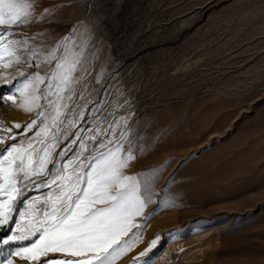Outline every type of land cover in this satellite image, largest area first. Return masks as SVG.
<instances>
[{"label": "rangeland", "instance_id": "374dc122", "mask_svg": "<svg viewBox=\"0 0 264 264\" xmlns=\"http://www.w3.org/2000/svg\"><path fill=\"white\" fill-rule=\"evenodd\" d=\"M34 13L30 23L12 27L9 39L28 40L21 61L33 50L36 57L0 63V125L11 130L0 129V137L15 136L0 150L29 149L41 126L24 127L41 111L21 108L25 78L45 77L38 85L43 97L56 64L42 62L51 50L70 37L82 55L63 99L40 100L49 134L31 140L33 158L55 142L52 162L19 185L24 194L14 221L0 228V242L30 219L19 216L28 203L37 201L40 214L47 209L51 189L42 185L57 166L74 162L71 174L123 144L135 156L124 174L142 191L147 182L151 202L133 221L144 226L121 238L129 247L115 264H264V0H34ZM57 103L62 114L53 127ZM13 264L43 258L16 256Z\"/></svg>", "mask_w": 264, "mask_h": 264}, {"label": "snow or ice", "instance_id": "6c2138e0", "mask_svg": "<svg viewBox=\"0 0 264 264\" xmlns=\"http://www.w3.org/2000/svg\"><path fill=\"white\" fill-rule=\"evenodd\" d=\"M34 14V0H0V63L4 67L11 63L30 64L36 57L37 52L33 50L28 60L21 61L18 53L27 51L28 40L9 39L15 35L11 31L12 27L30 23ZM3 28H7V31ZM72 43L70 37L63 38L42 61L45 64L56 61L55 68L48 77V89L43 97L38 94V85L44 83L45 77L39 72L26 77L18 89L25 101L21 105L22 110L41 109L36 119L24 127L30 130L37 121H41V126L34 137L27 141L31 150L18 147L17 144L0 150V228L6 229V226L14 221V213L19 207L17 197L24 194V189L19 185L24 184L33 175L45 172L47 165L52 162L50 150L55 148V142L47 145L43 154L34 159V154L38 150L32 148L31 140L42 134L44 137L49 134V124L46 122L48 117L40 100L42 98L47 100L51 95H55L57 101L62 100V93L75 79L74 73L82 53H76ZM61 47L64 51L61 57H57L56 53ZM5 57H8L6 62ZM40 64L38 61L36 67L39 68ZM33 83L37 86L32 87L29 93L28 89ZM52 103L49 101V105ZM61 114L60 104L57 103L56 116L52 117L53 127ZM80 115L82 116V113ZM0 129L11 131L4 125H0ZM14 138V135L0 137V144H3L5 139ZM53 139L55 141V137ZM123 139L126 141L127 136H123ZM23 143L25 142H19ZM80 147L84 149L85 145L82 143ZM100 147L103 148L105 145L102 143ZM68 150L61 153V158ZM134 159L132 148L129 147L125 153L123 144H119L86 162H80L79 167L73 168L71 174L66 170L74 162L69 161L62 168L57 166L51 178L42 185L51 189L43 200L47 209L40 214L36 212L37 201L28 203L25 211L19 212V216L21 221L26 217L30 219L25 224L17 223L16 232L0 242L9 246L13 242L29 243L15 249L0 247V264H13V257L16 256L29 261H40L43 258V264H92L93 258L98 264H115L116 259L129 247L128 241L120 243L121 238L132 228L144 226L133 221L142 215L147 203L151 202L150 197L145 195L150 188L147 182L142 191L137 178L124 174V169ZM97 204H104L106 207L97 208ZM147 219L148 217H145V221ZM155 244L156 241H153L152 246ZM51 254L60 255H52L49 259ZM89 254L92 256L87 259H67L89 257ZM141 255L146 256L147 252ZM142 264H151L150 259L143 261Z\"/></svg>", "mask_w": 264, "mask_h": 264}]
</instances>
